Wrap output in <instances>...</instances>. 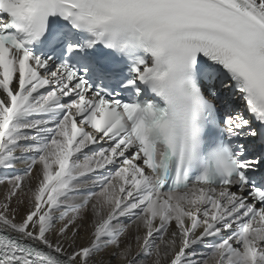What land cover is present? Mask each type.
<instances>
[{
    "label": "snow or ice",
    "instance_id": "6c2138e0",
    "mask_svg": "<svg viewBox=\"0 0 264 264\" xmlns=\"http://www.w3.org/2000/svg\"><path fill=\"white\" fill-rule=\"evenodd\" d=\"M0 171V264H264V0H0Z\"/></svg>",
    "mask_w": 264,
    "mask_h": 264
},
{
    "label": "bare ground",
    "instance_id": "6f19581e",
    "mask_svg": "<svg viewBox=\"0 0 264 264\" xmlns=\"http://www.w3.org/2000/svg\"><path fill=\"white\" fill-rule=\"evenodd\" d=\"M22 169H23V165H20L18 170L22 171ZM3 175H4V173L2 171H0V177H3ZM5 187H6L5 185H0V194H2L4 192ZM201 250H203V249H201Z\"/></svg>",
    "mask_w": 264,
    "mask_h": 264
}]
</instances>
